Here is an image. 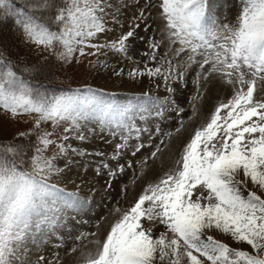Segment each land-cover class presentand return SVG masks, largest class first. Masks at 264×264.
<instances>
[{
    "label": "snow or ice",
    "instance_id": "snow-or-ice-1",
    "mask_svg": "<svg viewBox=\"0 0 264 264\" xmlns=\"http://www.w3.org/2000/svg\"><path fill=\"white\" fill-rule=\"evenodd\" d=\"M133 6L128 31L113 37L128 7L119 0H0V27L10 25L16 47L47 53L22 65L13 58L19 53L0 41V109L12 118L35 117L31 129L0 144V264H33L32 246L50 241L54 251L34 264H62L61 248L74 253L76 242L96 235L78 231L69 246L64 234L72 231L65 216L91 204L89 196L60 186L72 157L108 155L114 164L101 160L94 172L106 174V190L112 189L133 168L127 154L135 157L143 138L153 139L148 122L182 117L186 109L176 96L185 93L189 119L201 115L206 122L194 129L175 167L134 193L128 207L116 200L109 214L117 218L105 238L92 241L93 250H80L74 264H264V0H234L232 19L214 12L212 0H134ZM137 38L145 45L140 60L129 55V41ZM110 53L132 67H112ZM87 57L97 58L92 67L111 68L120 79L147 78L166 95L143 92L137 104L120 105L88 84L60 81V90L49 93L33 80L47 76L49 61L70 65ZM205 99L212 101L207 111ZM49 122L51 131L42 128ZM92 122L117 141L111 154L72 145L95 133ZM24 138L27 143H16ZM133 177L135 185V170ZM105 220L98 219L97 232Z\"/></svg>",
    "mask_w": 264,
    "mask_h": 264
},
{
    "label": "rangeland",
    "instance_id": "rangeland-1",
    "mask_svg": "<svg viewBox=\"0 0 264 264\" xmlns=\"http://www.w3.org/2000/svg\"><path fill=\"white\" fill-rule=\"evenodd\" d=\"M143 3V0H140ZM234 0H212L213 11L220 14L222 17L227 15L229 19H232L235 9L233 8ZM120 4L127 3L128 7L122 8L121 19L124 21L123 29L117 26L116 32L111 35L114 37L121 32L128 31V22L131 20L134 12H136L133 6L134 0H119ZM157 13L154 11L153 13ZM155 27V25H154ZM143 26L138 30L139 35H144ZM130 50L129 55H132L135 59L140 60L142 57L139 55L140 51L145 49V45L138 38L129 41ZM45 53V52H44ZM96 57L82 58L80 63L73 62L70 65H64L61 63L58 67L60 72L66 78L67 82L72 86H83L85 84L91 85L98 90V94L110 103H116L120 105H127L129 103L137 104L136 96L143 92H148L152 95L163 97L166 95L165 91L157 89L154 84H150L147 78H143L141 82L133 83L129 81L126 76L124 79H120L112 74L111 68L105 69L103 67H92L90 61H95ZM99 59L103 60L101 56ZM108 63L112 67L119 70L121 67L126 70L132 65L119 54L110 53ZM189 89L192 85L189 84ZM211 96V93H209ZM177 101L186 109L182 117L177 118L174 113L168 114L167 118L162 121L150 120L148 123L153 127L154 136L151 142H148L147 136L143 139L145 141V147L141 149L135 157L131 156L129 152L127 154L128 159L133 161V168H126L125 173L117 180L113 181V187L110 190H106L105 180L106 174L97 176L94 169L100 164L101 160H109V156L105 155L101 157L99 155H80L72 157V164L70 170L64 175L60 186L65 187L67 191H79L83 196H89L91 199L90 206L80 213L70 211L65 219L72 231L69 234L65 232V236L68 237V245L71 246L73 241L71 237L75 236L78 231H84L86 233H97L96 235H88L82 240L76 242L77 251L68 255H65V249L59 250V255L62 257V264H74L76 258L80 255V250H93L95 245L92 241L96 239L105 238L106 232L110 230V225L117 218L116 215L109 214V209L114 206L116 200L120 201L121 207H128L132 201L134 193H138L143 187H147V182H155L161 176H163L169 169L175 167V162L180 158L183 150V146L189 141L190 136L194 134V129L201 126L206 120L197 115L193 119H189L191 116V109L188 107V95L176 96ZM205 111L211 107V99H205ZM180 119H183L184 126L181 127ZM35 117L34 116H18L12 118L9 113H6L3 109H0V139H11L13 136L18 135L20 132H26L33 127ZM139 124L140 122L137 121ZM159 124L161 129L160 133H155V126ZM64 125L56 129L57 134L63 131ZM89 127L95 129L94 134H89L88 140L84 143H79L76 140H72L73 146L86 150L88 153H105L111 154L114 148V144L117 141H113L110 136L99 130L95 122H92ZM42 128L51 131L52 126L48 124L42 125ZM55 138V137H53ZM118 140V138H117ZM163 141V143H161ZM135 143V140L132 141ZM159 146L160 151L153 157L151 154L156 151V147ZM54 147H50L47 151V155L51 156ZM143 160V167L140 161ZM110 163H113L109 160ZM63 164V161H60ZM121 163H125V160H121ZM85 168L87 171H85ZM135 170V185H133V171ZM74 181V183H73ZM83 181V183H82ZM125 183L128 185V191L125 192ZM79 186V188L77 187ZM252 185L249 183V188ZM91 190V192H90ZM102 216H106L107 220L101 221V226L97 232L95 227L98 219ZM70 217H75L72 219ZM79 220H86L87 224L78 223ZM216 238L222 239L224 242L230 243L232 246H241L231 241L229 237L223 236V234L212 232ZM54 251L52 242L47 245H42L39 248L32 246V252L30 253L33 264L39 255L49 256Z\"/></svg>",
    "mask_w": 264,
    "mask_h": 264
},
{
    "label": "trees",
    "instance_id": "trees-1",
    "mask_svg": "<svg viewBox=\"0 0 264 264\" xmlns=\"http://www.w3.org/2000/svg\"><path fill=\"white\" fill-rule=\"evenodd\" d=\"M0 41H7L9 46L13 48L14 51L19 53L18 56H14L13 58L16 59L22 65L24 63L34 64L47 55V53L44 52H37L34 46L29 48H17L16 35L13 31H11L10 25L5 27H0ZM60 64H61L60 62L49 61L46 65H44L47 76L36 75L33 77V80L42 83L45 89H47L49 93H51L52 91H59L61 87L59 83L60 81H64L65 86L69 84L66 78L58 69ZM53 77H55V79ZM17 137L18 135L13 136L11 139H0V144L5 142H11L13 141L14 138ZM16 143L19 144L27 143V138L17 139Z\"/></svg>",
    "mask_w": 264,
    "mask_h": 264
}]
</instances>
